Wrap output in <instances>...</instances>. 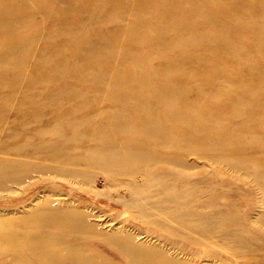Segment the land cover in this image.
<instances>
[{"label":"rangeland","instance_id":"obj_1","mask_svg":"<svg viewBox=\"0 0 264 264\" xmlns=\"http://www.w3.org/2000/svg\"><path fill=\"white\" fill-rule=\"evenodd\" d=\"M0 221L75 264H264V0H0Z\"/></svg>","mask_w":264,"mask_h":264},{"label":"bare ground","instance_id":"obj_2","mask_svg":"<svg viewBox=\"0 0 264 264\" xmlns=\"http://www.w3.org/2000/svg\"><path fill=\"white\" fill-rule=\"evenodd\" d=\"M124 151L126 152L125 149ZM5 152L9 153L7 151ZM20 161L18 160V162ZM18 162L17 164H20ZM118 167H120V165ZM104 168L108 171L114 170V167L110 165H107ZM2 169L5 172H8L9 170L14 169V165L6 164ZM115 170H117L116 167H115ZM70 174L72 175L81 174V177L83 179H85L86 175H89V176L91 175L90 173H79L75 170L71 171ZM3 176L4 178H8V179L14 178L13 180H15V179H18V177H20V173L4 174ZM52 213H53L52 214L53 221L48 222L50 224L57 223L55 221H60L63 218H67V217L70 218L69 215H67L66 213H62V211L59 209H54ZM71 215L72 213H70V216ZM4 221L5 220H3L2 222L4 223ZM8 222L10 221H6L5 223H8ZM2 227L3 226L1 225L0 227V256H5V255L9 256L8 260H5L4 262L2 261L3 264H28V261L26 262L27 258H25V256L27 255H25L26 254L25 252H28L31 256H33L38 261L39 264H75L76 262L75 258H73V250L75 247L73 245L74 243L64 241L61 238L56 239L55 236H51V235L30 236L28 235L27 232H19L17 234H14V233L11 234L6 231L5 229L6 226L4 228ZM50 241H54L58 246H60V248L62 249V253L61 252L55 253V252L50 251L46 245V243ZM65 254L67 255L64 256ZM71 254L72 256H70ZM135 259H139L138 255H136ZM30 263L32 262L30 261ZM176 264H180V263L176 262Z\"/></svg>","mask_w":264,"mask_h":264}]
</instances>
